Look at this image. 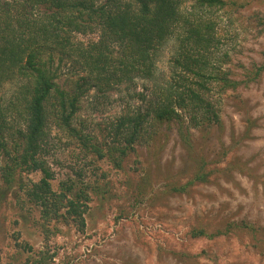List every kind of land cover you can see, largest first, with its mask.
<instances>
[{
	"label": "rangeland",
	"instance_id": "obj_1",
	"mask_svg": "<svg viewBox=\"0 0 264 264\" xmlns=\"http://www.w3.org/2000/svg\"><path fill=\"white\" fill-rule=\"evenodd\" d=\"M234 1L237 6L210 12L218 42L210 52L215 61L209 57L208 63L231 80L249 81L235 90L204 83V97L216 108L219 123L193 126L191 114L175 107L180 122L148 121L116 168L48 116L43 160L53 174V189L63 184L71 186L72 195L86 196L84 226L42 221L21 190L41 174L16 169L8 194L0 196V264H264V71L253 79L264 63V0ZM195 2L182 0L180 10L204 14ZM73 36L83 43L98 38L97 33ZM175 36L158 47L151 79L135 77L104 93L90 89L80 100L75 123L97 139L125 111L144 110L149 100L162 96L180 74L184 85L196 90L197 79L174 65ZM53 69L65 90L85 76L60 54ZM21 104L19 84L0 88V109L16 119L14 125L22 124ZM5 163L0 157V167ZM5 172L0 170V190L6 189ZM197 174H206L207 182L193 181ZM183 184L188 187L178 190ZM198 228L210 234L232 230L194 239L190 233Z\"/></svg>",
	"mask_w": 264,
	"mask_h": 264
},
{
	"label": "trees",
	"instance_id": "obj_2",
	"mask_svg": "<svg viewBox=\"0 0 264 264\" xmlns=\"http://www.w3.org/2000/svg\"><path fill=\"white\" fill-rule=\"evenodd\" d=\"M195 3V9L205 15L183 13L182 0H0V88L7 83L19 84L22 100L18 111L21 125H14L16 119H9L10 114L0 109V157L6 162L0 167L6 171L1 175L6 189L0 190V196L8 194L11 173L16 169L40 173L37 182L21 186L25 202L37 208L45 223L63 219L83 228L86 196L81 191L72 195L71 186L63 184L53 189V174L43 160L49 145L48 116L85 150L113 162L116 168L121 167L128 150L141 138L148 121L180 122L175 107L191 114L193 126L219 123L216 108L204 97L208 91L204 83L235 90L249 80H231L220 68H212L211 61L209 66L210 52L218 42L210 12L232 8L237 3ZM75 33H97L98 38L83 43L74 40ZM173 36L178 42L174 65L183 75L197 79L193 83L196 90L184 85L186 79L180 74L162 96L149 100L144 110L125 111L97 139L85 132L84 124L75 123L80 100L90 89L104 93L135 77L151 79L158 47ZM57 54L60 60L75 62L85 74L72 84L71 90L57 83L53 69ZM263 71L264 63L255 68L253 79ZM106 137L109 144L105 143ZM205 178L206 174H197L193 181ZM185 187L188 185L177 189ZM244 227L252 231V226ZM231 230L210 234L198 228L190 235L194 239H213Z\"/></svg>",
	"mask_w": 264,
	"mask_h": 264
}]
</instances>
